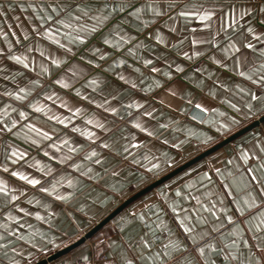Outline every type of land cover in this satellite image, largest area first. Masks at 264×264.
I'll return each mask as SVG.
<instances>
[{
	"label": "crops",
	"instance_id": "crops-1",
	"mask_svg": "<svg viewBox=\"0 0 264 264\" xmlns=\"http://www.w3.org/2000/svg\"><path fill=\"white\" fill-rule=\"evenodd\" d=\"M50 2L73 4V0H0L4 5L0 11L5 13L0 16V51L23 54L31 69L0 56V186L6 185L8 192L7 197L0 193V225H6V229L0 227V236L5 237L0 244L6 245L0 248V264H11L12 259L35 264L62 250L140 190L264 116V86L232 70L233 58L224 60L218 50L225 43L222 36L217 48L209 43L193 44L194 38L211 39L213 34L201 29L198 21L184 23L171 11L160 17L146 10L139 16L132 14L133 7L149 2L165 10L169 0H107L130 7L124 12L105 10L109 19L91 33L80 32L77 25L91 27L95 21H74L67 13L57 15L50 9L46 12L53 16L52 21L37 20L45 12L38 9L33 13L26 7ZM83 2L95 8L105 0ZM171 2L180 5L192 0ZM9 3L14 5L12 9L6 7ZM18 4H24L26 10L22 12ZM259 21L257 15L253 27L264 30ZM219 23L216 19L217 27ZM157 33L163 43L156 39ZM76 35L84 36L83 43L74 39ZM29 48L32 50L27 51ZM193 52L203 55L194 57ZM250 56L257 63L264 59L258 52ZM212 58L229 67L214 64ZM53 59L58 63L53 64ZM33 80L38 83L31 84ZM18 87L28 89L23 100L4 95ZM197 103L205 110L197 108ZM20 112H24L23 118ZM105 144L107 148L102 147ZM262 148L264 122L141 195L90 239L47 264H73L80 253L91 256L97 241L106 249L109 241L126 242L132 246L128 254L138 257L136 264H148L147 257L171 239L186 244L188 258H194L188 239L193 234L203 237L202 244H214L217 251L206 250L205 257L216 264H224L219 250L239 239L236 248L224 251L236 253L238 259L231 264L241 260L247 264L258 255L256 245L264 244V232L255 231L264 211V196L259 195L264 180L259 184L251 181L246 171L264 177ZM241 152L248 153L246 165L240 160ZM13 171L39 183L29 185L12 176ZM241 177L246 178L244 182ZM69 193L67 200L56 199ZM12 195L16 200H11ZM252 198L256 206L246 207L245 201ZM238 205L244 208L243 214L236 211ZM177 217L192 233L183 232ZM253 234L258 238L255 241ZM140 237L153 247L143 249ZM245 239L247 248L243 247ZM175 255L180 261L181 254ZM152 264L159 262L153 257Z\"/></svg>",
	"mask_w": 264,
	"mask_h": 264
},
{
	"label": "snow or ice",
	"instance_id": "snow-or-ice-1",
	"mask_svg": "<svg viewBox=\"0 0 264 264\" xmlns=\"http://www.w3.org/2000/svg\"><path fill=\"white\" fill-rule=\"evenodd\" d=\"M4 5H0L3 7ZM20 8L23 12L25 11L24 4L16 5ZM8 9H12L14 7L13 4L9 3L6 5ZM27 9H31L33 13H36L37 10L45 12V16H36L37 20L47 19L48 21L53 20L52 15H48L46 9H50L52 13H56L59 15L60 13H67L69 17H71L74 21L80 20H88V21H95L91 27H88L86 24H78V30L80 32L91 33L97 30V26H102L105 21L109 19V15H104L103 13L105 10H110V13L116 12H124L125 8L130 7L127 4L121 5L117 3H108L107 0L101 5L96 6L93 8L87 3H84L83 0H73V4H61L56 2H50L46 6L36 5L34 3L27 4ZM144 10L147 11L149 15L160 17L167 15V11H171L172 15L184 23H190L191 21L195 20L198 21L200 24V28L203 30H208L209 33H213L211 35V39H193V44H204L209 43L212 45L213 48H217L218 45L221 44V39H218L222 36V40L225 42L222 47H219L218 50L222 53L224 60H228L229 58H233V68L239 76L244 77L247 80H250L253 84H258L264 86V59H261L259 63L255 61L254 58L250 56V53L258 52L259 56L264 58V47L257 48L255 47L256 44L264 45V30H257L253 27V23L255 22L256 16L260 17L259 25L261 29H264V0H256L254 3L253 0H192L191 3H183L177 5L175 2L166 3L165 10H162L159 5H154L153 3L149 2L144 5L135 6L133 7V15L139 16ZM78 13V15H74L73 13ZM5 15L4 12L0 11V16ZM218 19L220 21L219 26L217 27L215 24V20ZM56 23L64 24L63 20H56ZM65 27H69L70 25L65 24ZM173 30H175V26H173ZM191 31H195L192 29ZM45 34L48 33V29H44ZM223 34V35H222ZM230 34V35H229ZM27 39V37H25ZM75 40L83 43L84 36L76 35L74 37ZM156 39L163 43V39L157 33ZM19 43V41H17ZM54 43H59V41H54ZM104 43H108V40L105 39ZM63 47V45H61ZM9 49H11V45H9ZM32 49L29 48L27 51H31ZM248 50V51H244ZM183 55L187 56V53H182ZM194 57L198 55H203L202 52H193L192 54ZM0 56H5L9 61H12L18 65H21L24 69H29L28 63L26 62L27 57L23 54H14L11 51L9 52H2L0 51ZM212 62L214 64L220 65L222 68L227 69L229 66L227 63L222 62L219 59L212 58ZM53 64H57L58 61L53 59ZM145 63H149V61H145ZM31 69H29L30 71ZM46 71V69L44 70ZM156 71V69H153ZM176 71L180 72L181 68L179 65L176 66ZM18 75L20 73H17ZM165 75H169L165 73ZM255 77V78H254ZM15 77H13L14 79ZM5 79H8L6 76ZM31 84L35 85L38 82L33 80L30 81ZM94 83V82H93ZM67 87V85H64ZM159 85L157 84V87ZM22 94V95H21ZM247 95V93H245ZM5 96L11 95L14 99L23 100L26 95H28V89L25 87H18L16 91L13 92H5ZM79 95V93H77ZM264 98V97H262ZM252 99L256 100L257 96L252 94ZM31 107V105H29ZM139 105H137L138 107ZM196 107L201 109L202 111L205 110L202 108L201 104L197 103ZM234 110L236 109L235 105H231ZM245 107H250L249 105H245ZM40 111V108L36 109ZM79 111V109H77ZM112 112H115L116 109H111ZM145 115H150V113H145ZM21 118L24 116V112H20ZM52 119H56V117H51ZM100 126V125H97ZM137 128H140L141 131H146V129L141 128L139 124L135 125ZM223 127V125H222ZM90 136L91 133H88ZM148 135H152L151 132H148ZM47 134L45 133V137ZM132 148L137 147L136 144L129 145ZM176 145H173L175 147ZM102 147L107 148L108 145H102ZM127 151V149H125ZM261 152L264 153V148L261 149ZM16 155V153H13ZM91 155H95V153H91ZM87 159V157H86ZM147 160V157H145ZM240 160L246 165L249 163L248 153L241 152L240 153ZM100 161H96L99 163ZM135 162V161H133ZM15 163V160L12 161ZM75 167V165H73ZM156 167V165H152L151 168ZM264 167V165H262ZM149 168V170H151ZM5 172L8 171V168L3 169ZM214 171L217 175H220V169L215 168ZM249 173V177L251 181L256 183H260L264 180V177H256L252 174L251 169H246ZM12 176L18 177L20 180H25L29 185L35 186L39 183L38 180L34 178L26 177L23 173L13 171L11 173ZM231 175V173H229ZM208 173H204V177L207 178ZM246 178L241 177V182H244ZM2 183V182H0ZM248 185L245 184V187ZM185 187H188L186 185ZM227 187V185H225ZM7 186H0V193H4L7 197L8 192L6 190ZM42 192H48L49 190L46 188L40 189ZM51 194V193H50ZM71 194H67L65 196H56L58 200H67ZM166 195V194H165ZM176 195L179 196V190L176 191ZM248 195L252 197V192H249ZM260 196H264V184H261V191L259 193ZM11 200H16V196L12 195ZM245 206L248 208H254L256 206V199L252 198L250 201H245ZM169 208L175 212V208L169 204ZM214 207V206H213ZM204 211H208L207 208ZM236 211L243 214L244 208L240 207L239 205L236 208ZM213 216L216 215L215 212L212 213ZM139 220L143 221V217L139 216ZM187 219V217H185ZM228 220L231 221V217H227ZM202 222V221H201ZM177 223L179 227L183 230L184 233H192V229L187 227L185 223L180 221L179 217H177ZM0 227H4L6 229V225H0ZM14 231V229H13ZM213 231H216L213 229ZM256 232H264V211L261 213V218L259 222L255 225ZM9 235L12 233L9 232ZM171 235V233H169ZM205 236L208 234L205 233ZM239 235H243V230H239ZM4 236H0V239H4ZM20 239H25V237L21 236ZM191 241V245L193 251L195 252L194 258H188L189 248L186 244L181 243L178 240L171 239L167 243L162 244L159 250H155L152 252L150 256L147 257L148 264H152L153 257L159 264H216L214 260L209 261L205 257V251L209 252H216L217 249L215 248L213 243H200L203 240V237H197L196 235H192L188 237ZM252 239L255 241L257 240V236L253 234ZM240 244V240H234L231 243H227L224 245L223 248L219 250L220 254L223 256L224 264H231L232 261H236L238 259L236 253L234 251H227L225 252L224 249H234ZM139 245L142 246L143 249H151L153 246L149 244L143 237H140ZM33 247H36V244L33 243ZM249 246L248 240H243V247L247 248ZM6 247L4 244H0V248ZM131 245L126 244L123 242L121 244H117L115 241H109L107 249L102 241H97L95 244L92 245V255H86L84 253H80L79 256L76 258L75 264H136L138 259L135 255H129L128 250L131 248ZM258 250V255L254 256L253 259L247 261V264H264V244H257L256 245ZM120 249V251H117ZM46 250V249H45ZM137 250H139L137 248ZM15 253L16 250L13 249ZM176 253L181 254V260L177 261ZM18 254V253H17ZM252 256V253H249ZM31 256V253H29ZM11 264H19L18 261L15 259L11 260ZM68 264V262H65ZM240 264H245L243 260L240 261Z\"/></svg>",
	"mask_w": 264,
	"mask_h": 264
},
{
	"label": "water",
	"instance_id": "water-1",
	"mask_svg": "<svg viewBox=\"0 0 264 264\" xmlns=\"http://www.w3.org/2000/svg\"><path fill=\"white\" fill-rule=\"evenodd\" d=\"M263 122H264V116L258 118L254 122H252L249 125L245 126L244 128H242L241 130H239L235 134L223 139L221 142H219V143L215 144L214 146H212L211 148L205 150L204 152H202L198 156L192 158L191 160H189L188 162H186L182 166L178 167L177 169L173 170L172 172L168 173L167 175L163 176L162 178L156 180L155 182H153L152 184H150L146 188L140 190L139 192H137L136 194H134L133 196H131L130 198L125 200L120 206H118L106 218H104L102 221H100L98 224H96L90 231H88L86 234H84L79 240L75 241L74 243H72L69 246L63 248L62 250H59L58 252H56L54 254H50L49 256H47L46 258L36 262L35 264H47L49 262H52V261L60 258L61 256L65 255V254H67L68 252H70L71 250L75 249L76 247L80 246L86 240L90 239L92 237V235L95 234L107 222H109L119 211H121L125 206H127L128 204H130L131 202H133L134 200L139 198L141 195H143L146 192L154 189L159 184L165 182L166 180L170 179L171 177H173L174 175L178 174L179 172H181L182 170L186 169L187 167L191 166L192 164L198 162L199 160H201V159L205 158L206 156L210 155L211 153L215 152L216 150H218L219 148L223 147L227 143L231 142L232 140H234L238 136L246 133L247 131L253 129L254 127L259 126Z\"/></svg>",
	"mask_w": 264,
	"mask_h": 264
},
{
	"label": "built area",
	"instance_id": "built-area-1",
	"mask_svg": "<svg viewBox=\"0 0 264 264\" xmlns=\"http://www.w3.org/2000/svg\"><path fill=\"white\" fill-rule=\"evenodd\" d=\"M73 264H75V262Z\"/></svg>",
	"mask_w": 264,
	"mask_h": 264
}]
</instances>
